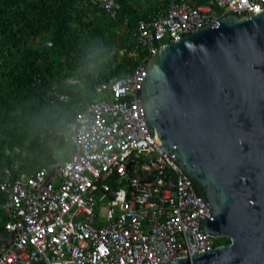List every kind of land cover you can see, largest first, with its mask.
<instances>
[{"label": "built area", "instance_id": "built-area-1", "mask_svg": "<svg viewBox=\"0 0 264 264\" xmlns=\"http://www.w3.org/2000/svg\"><path fill=\"white\" fill-rule=\"evenodd\" d=\"M91 1L118 18L117 0ZM263 10L264 0H172L139 21L132 38L145 47L142 62L97 85L106 95L78 111L67 140L70 157L18 176L1 168L10 217L0 230V264H171L214 249L217 237L200 227L211 216L209 203L148 128L143 80L162 43L229 13Z\"/></svg>", "mask_w": 264, "mask_h": 264}, {"label": "water", "instance_id": "water-1", "mask_svg": "<svg viewBox=\"0 0 264 264\" xmlns=\"http://www.w3.org/2000/svg\"><path fill=\"white\" fill-rule=\"evenodd\" d=\"M146 72L150 132L209 203L202 231L231 241L171 264H264V10L160 45Z\"/></svg>", "mask_w": 264, "mask_h": 264}, {"label": "trees", "instance_id": "trees-1", "mask_svg": "<svg viewBox=\"0 0 264 264\" xmlns=\"http://www.w3.org/2000/svg\"><path fill=\"white\" fill-rule=\"evenodd\" d=\"M117 1L121 9L112 19L91 0H0V170L18 176L58 160L97 85L140 64L145 51L130 30L164 5ZM6 201L0 188V230L10 217ZM228 242L217 238V244Z\"/></svg>", "mask_w": 264, "mask_h": 264}, {"label": "crops", "instance_id": "crops-1", "mask_svg": "<svg viewBox=\"0 0 264 264\" xmlns=\"http://www.w3.org/2000/svg\"><path fill=\"white\" fill-rule=\"evenodd\" d=\"M170 1H172V0H170ZM169 0H156V4H159V3H162L164 6H162V7H167L170 3ZM213 2V0L211 1V2H208V3H206V4H210V3H212ZM165 4H167V5H165ZM142 5H143V7L144 8H146V7H148L150 4H149V2H148V0H143L142 1ZM154 13V12H153ZM152 13V14H153ZM152 14L149 16V18L152 16ZM148 18V19H149ZM142 20H145V19H142ZM141 21V20H140ZM137 24H138V22L136 23V25H135V27H133L131 30H130V36H131V39H132V41L136 44V46H140V45H138L136 42H135V39H133L132 38V32H133V30H135V28H136V26H137ZM48 42L49 41H47L46 42V44L48 45ZM51 42V41H50ZM52 45V44H51ZM48 46H50V45H48ZM142 47V46H141ZM143 48V47H142ZM124 50H126L125 48H123ZM144 49V51H145V53H144V56H145V54H146V50H145V47L143 48ZM121 52H122V50H121ZM122 53H124V52H122ZM144 56H143V58H144ZM142 58V59H143ZM141 62H142V60H141ZM140 62V63H141ZM128 75V74H127ZM111 79V78H110ZM108 95H109V93H107ZM106 94H98V93H96L95 94V96H94V98L92 99V100H90V101H93V100H95V99H97V98H99L100 96H105ZM70 133V132H69ZM68 137H69V134H68V136H67V138H66V140H68ZM68 142V141H67ZM68 144H69V142H68ZM72 152H73V148L70 146V145H68L67 146V148L64 150V152H63V154H61V156L58 158V160H56V161H63V160H65V159H67V158H69L70 157V155L72 154ZM56 161H54V162H56ZM53 163V162H52ZM38 168V167H37ZM36 168H33L32 170H30V171H34ZM30 171H25V172H30Z\"/></svg>", "mask_w": 264, "mask_h": 264}, {"label": "rangeland", "instance_id": "rangeland-1", "mask_svg": "<svg viewBox=\"0 0 264 264\" xmlns=\"http://www.w3.org/2000/svg\"><path fill=\"white\" fill-rule=\"evenodd\" d=\"M124 51H125V50L122 49V52H124ZM71 81H73V80H71ZM73 82L77 83V82H79V80H74Z\"/></svg>", "mask_w": 264, "mask_h": 264}, {"label": "clouds", "instance_id": "clouds-1", "mask_svg": "<svg viewBox=\"0 0 264 264\" xmlns=\"http://www.w3.org/2000/svg\"><path fill=\"white\" fill-rule=\"evenodd\" d=\"M165 43H166V42H165ZM162 44H164V43H162ZM162 44H161V45H162ZM159 47H160V46H159ZM196 186H197V185H196ZM197 189H198V187H197ZM198 192H199V190H198ZM199 195H200V194H199ZM217 238H219V237H217ZM218 245H222V244H217V246H218Z\"/></svg>", "mask_w": 264, "mask_h": 264}, {"label": "flooded vegetation", "instance_id": "flooded-vegetation-1", "mask_svg": "<svg viewBox=\"0 0 264 264\" xmlns=\"http://www.w3.org/2000/svg\"><path fill=\"white\" fill-rule=\"evenodd\" d=\"M230 242H231V241H230ZM230 242H228V243H230ZM228 243H227V244H228Z\"/></svg>", "mask_w": 264, "mask_h": 264}]
</instances>
